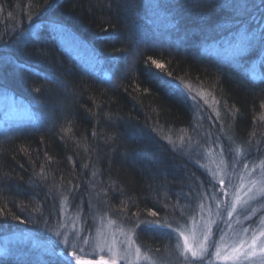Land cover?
Returning <instances> with one entry per match:
<instances>
[{"label": "trees", "instance_id": "obj_1", "mask_svg": "<svg viewBox=\"0 0 264 264\" xmlns=\"http://www.w3.org/2000/svg\"><path fill=\"white\" fill-rule=\"evenodd\" d=\"M261 13L213 0H0V90L32 119L0 112V264H46L12 237L49 239L65 204L83 225L118 215L141 247L171 254L212 185L194 160L208 137L264 164V55L245 38L234 57L206 51L264 29Z\"/></svg>", "mask_w": 264, "mask_h": 264}, {"label": "rangeland", "instance_id": "obj_2", "mask_svg": "<svg viewBox=\"0 0 264 264\" xmlns=\"http://www.w3.org/2000/svg\"><path fill=\"white\" fill-rule=\"evenodd\" d=\"M247 34L244 29L239 30L234 33L235 41L231 44L226 43L224 47L213 44L206 47V51L227 58L234 57L241 53L240 41ZM60 37L76 54H82L87 50L85 45L71 34L60 32ZM87 55L92 59L90 61H95L90 51ZM255 63L251 62L252 74H258L256 69L258 64ZM0 112L10 113L12 119L20 122L32 120L27 105L19 99H14L10 92L5 90H0ZM208 138L209 146L204 150L199 149L194 160L208 173L212 185L202 195L193 214L174 229L171 254L153 255L141 247L134 237L131 226H125L118 215L98 214L83 225L78 217L70 213L66 204L61 212V226L51 232L49 239H35L28 233L22 237H12L14 240L12 238L11 240L15 241L16 238L22 240L21 252L26 251L30 254L29 257H36L46 264L57 261L56 259L62 261L65 236L70 244H75L77 248L84 247L85 258L93 261H111L112 255L108 249L112 248L125 257L118 259V264H230L215 255V245L221 249L230 248L239 239L245 238L243 229H256L261 220H264V164L255 153L244 154L238 147H230L218 134H215V139ZM209 229L211 234L205 241L204 236L208 234ZM56 232H60L61 235L56 236ZM185 238L188 245L193 248L205 244L207 253L202 260L193 261L190 253L185 254L188 259L184 258L181 253L184 251ZM85 239L88 240V245H84ZM7 247L0 244V255L8 252ZM137 248L140 250L139 258L136 255ZM244 264L249 262L245 261ZM251 264H259L258 258H253Z\"/></svg>", "mask_w": 264, "mask_h": 264}, {"label": "snow or ice", "instance_id": "obj_3", "mask_svg": "<svg viewBox=\"0 0 264 264\" xmlns=\"http://www.w3.org/2000/svg\"><path fill=\"white\" fill-rule=\"evenodd\" d=\"M213 2L218 3L221 8H232L237 11L242 10L245 12L249 7L253 9L264 8V0H261L259 4H256L254 0L252 3H249V0H231V2H228V0H213ZM162 6L163 5L161 4L155 5V7ZM261 25H264V13H261ZM243 47L245 49L259 48L261 55H264V29H261L259 31L256 29H251L245 37ZM151 63L156 65L157 68L162 67V65L155 60H152ZM156 75L159 76L160 74L156 73ZM163 83L171 86L175 84V81L165 79L163 80ZM37 91H39V89H37ZM221 183H223V181H221ZM237 199L239 200V197H237ZM249 199H251V197ZM245 203H247V201H245ZM233 210H235V205H233ZM0 212H2V210H0ZM151 215L155 217L157 215V212L152 211ZM229 215H231V213H229ZM14 218L18 220L20 219L18 216ZM21 223H23V221H21ZM142 224L147 230H151L156 227H164L156 225L154 221L150 220L142 221ZM242 232L246 234L245 238L239 239L238 242L234 243L230 248L221 249L220 246L215 245V255L222 258L226 262H230V264H244L245 261H248L249 264H251L253 258H258L259 264H264V220H261L258 228H245L242 230ZM210 234L211 230L209 229L208 234L204 236L205 241L208 240ZM55 235L59 237L61 233L56 232ZM83 243L84 245H88V240L85 239ZM63 244L64 250L62 252L61 264H118V259L125 258L121 254L113 251L112 248H109L108 250L112 255L111 261H93L85 258L84 247L77 248L75 244H70L67 236L64 237ZM97 247H100V245H97ZM69 248H71L72 250L69 251ZM186 253L191 254V258L193 261L202 260L204 255L207 253V247L205 246V244H200L196 248L190 247L187 243V238H185L184 251L181 254L184 255L185 259H188V256L185 255ZM139 254L140 250L139 248H137V258H139Z\"/></svg>", "mask_w": 264, "mask_h": 264}]
</instances>
